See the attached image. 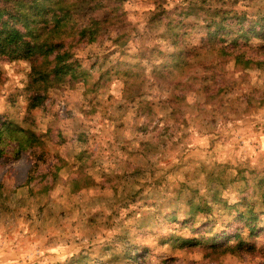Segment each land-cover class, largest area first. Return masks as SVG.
Listing matches in <instances>:
<instances>
[{
    "label": "rangeland",
    "instance_id": "1",
    "mask_svg": "<svg viewBox=\"0 0 264 264\" xmlns=\"http://www.w3.org/2000/svg\"><path fill=\"white\" fill-rule=\"evenodd\" d=\"M81 2L75 75L0 58V264H263L264 0Z\"/></svg>",
    "mask_w": 264,
    "mask_h": 264
},
{
    "label": "trees",
    "instance_id": "2",
    "mask_svg": "<svg viewBox=\"0 0 264 264\" xmlns=\"http://www.w3.org/2000/svg\"><path fill=\"white\" fill-rule=\"evenodd\" d=\"M81 0H0V58L7 56L11 59H31L38 55L48 57L57 51L55 55V67L53 69L54 78H64L67 74L75 75V68L72 63H66L69 59L67 51H58L62 47V37L65 31L75 29L80 31L81 36L91 31L90 28L82 25H71V13L78 10ZM95 30L98 22L94 20ZM223 31H229L237 36L232 39L237 46L251 36L262 37L264 24L260 20H253L251 24L245 25L238 18L236 24L225 23V21H211L209 23V45L216 46V37ZM79 34V33H78ZM92 36L93 33H92ZM59 41H54L58 39ZM242 38L244 40H240ZM249 40V39H248ZM241 41V42H240ZM247 41V40H246ZM225 47L221 48V53L225 55ZM234 54V53H233ZM243 54L236 55V61H242ZM250 63V59L248 60ZM49 75V74H48ZM48 80V77H44ZM0 143L4 131L11 133L21 132L23 129L14 128L12 122L4 121L0 124ZM28 133V132H27ZM33 137V133L29 132ZM19 140V137H17ZM31 138H29L30 140ZM23 147V143H20ZM258 228L257 225L252 229ZM186 242H190L187 240ZM243 244L242 241L235 247ZM264 264V263H263Z\"/></svg>",
    "mask_w": 264,
    "mask_h": 264
}]
</instances>
